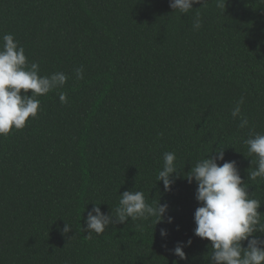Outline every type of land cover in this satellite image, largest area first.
<instances>
[{"label": "trees", "instance_id": "16d2710c", "mask_svg": "<svg viewBox=\"0 0 264 264\" xmlns=\"http://www.w3.org/2000/svg\"><path fill=\"white\" fill-rule=\"evenodd\" d=\"M6 33L39 75L68 80L0 137V264H208L210 242L193 234L195 183L178 178L165 192L156 181L166 152L187 172L225 147L218 163L236 162L264 222V179H249L256 157L243 143L249 129L264 133V0H226L224 10L205 0L187 14L169 0H0ZM241 97L244 129L230 114ZM137 190L167 203L173 222L81 231L93 204L115 215L120 194ZM189 239L179 260L171 249Z\"/></svg>", "mask_w": 264, "mask_h": 264}, {"label": "clouds", "instance_id": "9594fccd", "mask_svg": "<svg viewBox=\"0 0 264 264\" xmlns=\"http://www.w3.org/2000/svg\"><path fill=\"white\" fill-rule=\"evenodd\" d=\"M204 3L205 0H169V7L173 12L187 14L194 4ZM225 4L226 0H217L218 8L224 10ZM201 26L200 13L197 12L193 27L199 29ZM39 70L37 62L28 63L25 49L13 34L6 33L0 38V137H7L13 129L22 130L29 118L35 119L38 115V97L62 89L68 80L63 72L42 76ZM75 75L77 80L83 79V68H76ZM59 100L61 104L68 103L67 94L59 92ZM243 103L241 97L230 113L233 119L239 118L238 127L241 129L249 127L248 119L241 112ZM243 143L248 154L256 157L257 167L249 179H264V133L249 129L248 138ZM224 150L225 147L215 148L187 172L177 167L174 152H166L156 181L162 182L165 192L171 191L178 178L189 184L195 183V200L199 206L193 214V234L210 242L206 245L212 249L208 264H264V239L257 235L264 233V222L258 211L261 202L250 197L235 161L218 163L224 161ZM99 205L93 204L87 211L85 226L81 228L89 239L93 232L100 235L110 225L124 224L129 218L141 222L155 218L154 226L173 222V217L167 215V203L149 204L144 192L139 190L120 194L115 215L102 213ZM71 229V225L64 223L60 231L66 235ZM167 235V230L161 228V238ZM190 245L191 239L177 241L171 252L179 260H185L183 248Z\"/></svg>", "mask_w": 264, "mask_h": 264}]
</instances>
